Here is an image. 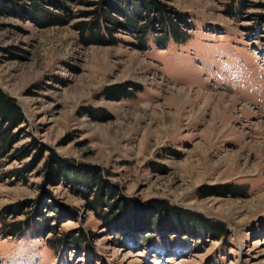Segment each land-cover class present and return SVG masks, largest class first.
I'll return each mask as SVG.
<instances>
[{
    "label": "rangeland",
    "instance_id": "rangeland-1",
    "mask_svg": "<svg viewBox=\"0 0 264 264\" xmlns=\"http://www.w3.org/2000/svg\"><path fill=\"white\" fill-rule=\"evenodd\" d=\"M59 1L66 9L37 4L64 22L37 25L30 0H0V91L24 119L0 158V264H264V0H153L174 30L153 11L134 26L110 12L121 23L104 45H85L75 28L101 0ZM118 1L130 14L141 0ZM122 83L126 97H103ZM220 96L235 101L221 117ZM48 153L97 167L118 197L160 199L223 233L107 228L82 186L46 180ZM17 202L21 213L7 215Z\"/></svg>",
    "mask_w": 264,
    "mask_h": 264
},
{
    "label": "trees",
    "instance_id": "trees-1",
    "mask_svg": "<svg viewBox=\"0 0 264 264\" xmlns=\"http://www.w3.org/2000/svg\"><path fill=\"white\" fill-rule=\"evenodd\" d=\"M30 2L33 9H38V14L36 13L37 15H34V18L32 19L37 25L61 24L64 22L65 18L63 14L59 15L54 12H49L47 9H42L39 4H37V0H30ZM48 2L55 7H63L66 9L62 4V1L48 0ZM120 2L123 3L127 1L121 0ZM131 4H133L134 7L131 8L132 13L128 14L127 9L121 7L118 0H101L98 3V10L93 9L87 13L88 15L93 14L89 23L78 22L75 25V28L79 30L77 32L80 40L85 45L90 43L98 45L115 43L116 41L112 38L111 33L121 22L115 21L110 17V12L115 13L116 15L121 14L123 20H126L127 25L134 26L137 21L134 16H147L149 12L153 11L157 14V21L160 24V28H163L165 24L167 27H173L169 28L170 30L177 28L176 22H172L169 17L164 16V10L162 9L163 6L159 5V3H156L153 0H141L139 3L138 1H133ZM16 10L19 12L20 9ZM146 21L151 23V19H147L145 21L143 20V24H145ZM126 93L127 89L122 83L106 87L102 94L105 99L116 100L126 97L128 95ZM84 110L87 115L92 118L98 117L105 119L106 117L104 114L105 112L102 111L101 108L85 107ZM23 123V114L19 106H17L16 101L10 96L7 97L0 91V158L4 156L6 157L7 150L10 148L11 144L18 139V135L16 134L17 125L19 126ZM40 151L41 149L39 148L36 158H39L41 155ZM26 155L27 151L18 154L16 159L21 160L22 158H25ZM34 159L35 158H33V161ZM31 165L32 163H28L21 170L13 168L8 174H11L12 176L18 175L19 172H26V170L30 169ZM71 167L73 166L66 160H63L52 153H48L43 162V174H45L47 181L54 176L62 175L72 183L82 186L84 188L82 191V199L87 201L92 214H95V211L99 209V213L95 216L107 228L110 227L119 230L129 228L134 232L145 231L150 234L164 231L185 232L187 230L188 233L195 234L201 231L202 233H205V236H211L212 238H218L219 235L223 233V226L219 223L203 218L200 213L169 205L165 201H160V199L137 201L131 197H118L115 186L107 184V180H104L102 178L103 176L99 175V172H97V167H89V165L84 164L77 166L76 169ZM69 173L70 176H68ZM207 191H209V189H207ZM22 206L23 204L21 202H17L11 206H4L3 210L7 211V215L14 216L21 213ZM68 212L69 210L65 213ZM20 224L21 222L19 221L14 222L9 225V228L11 229L8 230L7 228L6 231H8L9 234H12L14 233L13 229H18Z\"/></svg>",
    "mask_w": 264,
    "mask_h": 264
},
{
    "label": "bare ground",
    "instance_id": "bare-ground-1",
    "mask_svg": "<svg viewBox=\"0 0 264 264\" xmlns=\"http://www.w3.org/2000/svg\"><path fill=\"white\" fill-rule=\"evenodd\" d=\"M225 99H227L226 97H224V96H220L219 97V100L218 101H216V114L217 115H219L220 117L222 116V115H224L225 116V114H226V111H231L233 108H234V106H235V101L234 100H231L230 98V100H229V103L227 104V105H224V101H225ZM222 118H224L225 119V117H222Z\"/></svg>",
    "mask_w": 264,
    "mask_h": 264
},
{
    "label": "clouds",
    "instance_id": "clouds-1",
    "mask_svg": "<svg viewBox=\"0 0 264 264\" xmlns=\"http://www.w3.org/2000/svg\"><path fill=\"white\" fill-rule=\"evenodd\" d=\"M237 78H238V79L240 78V77H239V75H238V77H237Z\"/></svg>",
    "mask_w": 264,
    "mask_h": 264
}]
</instances>
